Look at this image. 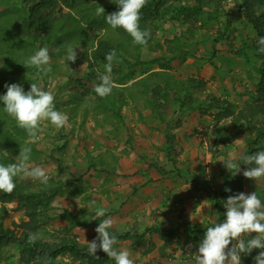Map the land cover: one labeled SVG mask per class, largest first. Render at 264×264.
Returning <instances> with one entry per match:
<instances>
[{
	"label": "trees",
	"instance_id": "16d2710c",
	"mask_svg": "<svg viewBox=\"0 0 264 264\" xmlns=\"http://www.w3.org/2000/svg\"><path fill=\"white\" fill-rule=\"evenodd\" d=\"M225 1L147 0L141 10L140 28L150 29L151 38L146 46H142L135 44L124 29H112L106 23L105 17L119 10L118 0H0V96L7 92L5 84H20L25 92L30 90L31 83L39 85V78L43 74H38L35 67L26 65V58L44 46L48 47L51 57L61 58L66 53L61 45L70 43L76 49L77 55L79 50L83 51L95 74L89 79L94 84L92 89H76L67 102L68 108L65 109L76 118L79 109L83 107L82 125L91 120L96 129H110V137L122 143L128 136L124 109L132 104L142 103L144 108L140 111L142 114L139 120L150 127L154 126L155 130L163 131L167 155L173 161L172 152L176 151L178 141L174 132L182 129L184 119L195 115L199 123H204L215 112V122L231 119L235 129H244L243 134L248 145L246 155L264 150V53L258 51V40L264 37V0H236L240 3L236 11L241 13V17L236 13L228 14L229 18L225 19L222 33L213 38L214 45L229 39V31L237 30L232 23V19L236 17L241 18L256 37L251 41L241 39L234 53L235 58H222L229 67V71L225 72L226 77L231 76L235 65L240 62L251 79L254 73L259 77L255 92L249 94V100L242 110L238 111L239 108L224 96L208 92V80L195 75L181 79L174 73L175 64L184 66L192 59L199 70L210 60L214 64L218 57L215 46L210 57L197 56V48L208 42V38L200 40L198 35L205 30H211L215 25L223 24ZM99 6L105 9V14L101 16L95 14ZM167 22L175 27L178 24L184 29L181 30V35L176 34L163 43L159 34H163ZM57 48H61V51L57 52ZM146 48L152 53L160 52L161 55L145 61L143 50ZM111 50H115L117 54L112 65L115 87L109 96L102 98L95 93L94 87L100 82L98 73L105 71L106 55ZM67 62L70 70L79 63ZM3 108L4 105L0 102V163H14L20 154L21 145L32 149L30 164L42 163L45 160V151L37 141L29 142L27 132L18 127L15 119L5 113ZM56 110L59 111L58 108ZM145 112L148 113L145 115ZM131 142L132 138L128 136L126 143ZM86 158L89 171L94 170L98 175L106 173L108 177L116 176L120 161L116 152L107 151L97 157L88 155ZM237 163L241 164L243 170L248 167L243 164V159ZM228 171L219 191L208 193L210 202L220 215L224 212L226 214L224 205L227 198L244 191V176L237 175V169ZM74 181L64 185L62 182L49 180L45 187L39 181L29 185L16 179V187L11 193L0 191V263L7 251L15 248L19 253V264H58L59 258L65 256L72 259L70 264H115L102 250L96 254L98 259L94 258L88 253V247L81 246L66 236L58 242L44 241L41 238L35 243L28 242L29 233L40 234L44 231L45 224L51 222L49 213L56 198L83 197L86 204L93 201L89 185L82 178ZM12 203H16V211L23 212L28 219H23L20 224L15 223L16 231L5 226L8 216L6 206ZM81 216L85 219L83 223H78L79 218L66 215L71 225L68 232L78 226L97 227L105 219L103 217L91 222L87 217L93 218L95 214L86 210ZM182 228L195 237L201 234L190 223H183L171 231L161 228L149 231H166L163 237L170 243L174 239L180 241ZM110 232L117 236L119 242L131 238L130 233L120 234L111 229ZM256 253L254 249L250 255Z\"/></svg>",
	"mask_w": 264,
	"mask_h": 264
},
{
	"label": "rangeland",
	"instance_id": "374dc122",
	"mask_svg": "<svg viewBox=\"0 0 264 264\" xmlns=\"http://www.w3.org/2000/svg\"><path fill=\"white\" fill-rule=\"evenodd\" d=\"M240 3L236 0H226L224 2V8L226 14L223 15V24L215 25L211 30H205L199 33L198 38L206 39L208 42L202 44L199 49L198 57H210V53L213 52L214 46L218 52V57L214 61V64L210 60L200 70L195 66V60L192 59L184 66L175 64V74L181 78L186 79L188 76H198L208 80L209 88L208 92L217 94V96H224L229 102L233 103L239 108L238 111L245 107V104L249 100V94L255 92V85L259 83V77L256 73L252 77L248 72L243 69L242 62L235 65V71H232L231 76H225V72L229 71V67L222 61L223 57L235 58V50L241 43V39L251 41L255 40V35L252 34L251 28L248 27L245 22H242L241 18L232 19L234 29L229 31V39H224L218 44L214 45L213 38L218 37L222 33V29L225 26V19L229 18L228 14L236 13L241 17V13L236 11ZM167 22L163 34H159L161 41H169L176 34L181 35V30L184 29L180 25H176ZM243 37H241V35ZM211 38V39H210ZM63 54L61 58L59 56L51 57L50 63L52 71L50 75H42L39 79V85L45 91H51L55 96V108L59 111L66 113L69 117L68 124L63 128L54 127L50 121H44L41 124L42 132L38 133L39 139L37 143L40 148L45 151V160L38 164V166L44 167L48 171L49 180L62 182L64 185H69L70 180L75 175H79L80 172L87 170V153L97 154L100 150L114 142L113 144H119L114 141L108 134L109 130L102 131L96 129L93 121L88 120L82 125V115L84 113L83 107L78 111V116L73 118L65 109L68 108L67 102L70 97L75 93L76 89H92L94 84L91 82L90 77H94L90 64L87 62L82 50H79L76 61L77 67L70 70V66L67 60L64 59ZM161 55L160 52L152 53L148 48L143 50V59L145 61H151ZM153 69H156L154 67ZM49 74V73H48ZM47 77V78H46ZM144 105L142 103L132 104L124 109V115L126 117V123L130 129L133 130L131 144L126 143L124 139L121 146V152H118L120 158L128 157L129 163L132 165V169H145L149 171L150 179L163 177V181H167L158 187V190L164 193L168 191L184 192L191 194L190 196L201 197L207 199V203L212 205L208 198L209 191L211 193L219 191L221 185L224 183V177L229 173L224 162L228 161L233 154L236 162H240L243 156L246 155L248 145L244 136V129H235L231 119H224L221 122H215L214 116H208L207 121L199 123L195 115L191 118L184 119V125L179 131L174 133L177 136L176 151L172 152L174 160H170L166 151V141L162 142L163 136L162 130H155L154 126H149L142 123L140 111L143 110ZM148 112H145V115ZM164 129V127H161ZM129 135V134H128ZM163 139V138H162ZM239 140L237 143H235ZM164 144V145H162ZM69 145V149L65 150V146ZM75 150L76 153L73 152ZM109 151V150H106ZM106 151L104 153H106ZM128 151V152H127ZM65 152L64 154H61ZM102 153V154H104ZM133 155L132 157H129ZM127 155V156H126ZM80 157V160H75ZM76 163H79L76 165ZM64 164V165H62ZM70 168H64L62 166L69 165ZM32 166H37L30 164ZM143 167V168H142ZM241 171L237 175L243 176V167L240 166ZM65 170H68L65 171ZM72 170V171H70ZM122 170V169H121ZM125 172H131V168H126ZM96 171L90 174L86 171L85 174L89 178H94L98 173ZM225 173V174H224ZM84 174V175H85ZM102 175V174H101ZM124 174H117L114 177H119ZM27 182L29 185L36 183L31 179H20ZM192 181L191 183H189ZM75 181H72V183ZM90 183V182H89ZM98 183H101L98 181ZM109 183V181L107 182ZM176 186V187H175ZM104 191L109 192V188H101ZM244 193L257 192L258 197L264 202V178L258 183L255 180L247 179L244 177ZM91 193V191H89ZM96 192L92 191V195ZM101 194L103 192L101 191ZM200 195V196H199ZM188 195L186 201L181 205L191 200V208L194 207V200ZM54 202V201H53ZM198 202V200H197ZM91 202L88 203L90 205ZM200 203V202H199ZM53 204V203H52ZM180 203L173 201L171 206L174 209L179 210ZM8 216L5 220L6 228L15 230V223L20 224L23 220L24 213L21 211L16 212V203L8 204ZM140 206H138L139 208ZM52 208V206H51ZM93 205L87 211L91 210ZM186 210V208H184ZM216 209V208H215ZM15 211V212H14ZM9 212H13L12 214ZM51 212V210H50ZM62 212V214H60ZM59 215H65V211L61 210ZM55 214V213H54ZM225 214V212L223 213ZM52 213H49L51 222L54 219ZM25 217V216H24ZM53 217V218H52ZM62 217V216H60ZM226 217V214H225ZM88 220L93 222L91 217H87ZM25 220L28 221L27 218ZM48 222L44 226V231L40 232V238L44 241L58 242L63 237L74 239L77 243L76 235L66 231L54 229V225ZM58 224L57 226H59ZM96 227V226H94ZM51 229L54 231L51 232ZM61 229V227H60ZM16 231V230H15ZM254 235V234H253ZM97 236V235H96ZM79 244V243H78ZM81 245V244H80ZM83 246V245H81ZM67 259L68 261L64 260ZM72 259L70 256L59 258L58 264H70ZM0 264H19V253L14 249H10L4 255V259Z\"/></svg>",
	"mask_w": 264,
	"mask_h": 264
},
{
	"label": "clouds",
	"instance_id": "9594fccd",
	"mask_svg": "<svg viewBox=\"0 0 264 264\" xmlns=\"http://www.w3.org/2000/svg\"><path fill=\"white\" fill-rule=\"evenodd\" d=\"M146 3L147 0H118L119 10L108 14L105 17L106 23L112 29H124L135 44L146 46L151 38V30L140 28L141 10ZM95 14L101 16L105 14V9L99 6ZM258 46V51L264 53V37L259 38ZM61 48L66 52L64 59L75 63L76 49L70 43L61 45ZM61 48H57L56 51L60 52ZM116 59V51L111 50L106 55L105 71L98 73L100 82L95 85L94 91L102 98L109 96L115 87L112 65ZM50 60L49 49L44 46L26 58L24 63L29 67H35L38 74L46 76L52 71ZM5 88L6 94L0 96V102L4 105L3 110L15 119L18 127L27 132L29 142L35 143L39 139L38 133L43 131L41 124L44 121H50L58 129L68 124V115L56 110L55 96L51 91L43 90L37 83H31L27 92L17 83L5 84ZM31 152L30 147L21 145L20 154L14 163L7 165L0 163V191L11 193L16 187V179L38 180L43 186H48V171L44 167L30 165ZM229 156L225 166L229 170L237 169L239 173L241 164L236 162L233 154L230 153ZM243 164L248 166L243 170L245 178L255 180L257 183L264 178V150L243 156ZM94 204L95 201H92L89 207ZM224 207L226 220L207 228L195 255L196 264H241V254L250 255L254 249H261L255 257V264H264V202L258 197L257 192L230 195ZM106 212V208L98 207L95 215L104 217ZM113 226L112 217L105 218L99 223L95 229L97 237L87 242L88 253L98 259L96 254L102 250L115 261V264H134L131 252L127 248L116 247L119 241L117 236L110 232ZM39 238V234L29 233L28 242L35 243ZM187 247L191 249L192 245L189 244Z\"/></svg>",
	"mask_w": 264,
	"mask_h": 264
},
{
	"label": "crops",
	"instance_id": "0c3cea01",
	"mask_svg": "<svg viewBox=\"0 0 264 264\" xmlns=\"http://www.w3.org/2000/svg\"><path fill=\"white\" fill-rule=\"evenodd\" d=\"M128 134L131 138L134 135L133 130L130 129L129 126ZM162 138V142H165L166 139L164 134ZM113 143L114 142L108 144V146L100 150L97 154L87 153L86 156L90 155L97 157L106 150L114 151L119 155L118 152L122 150L119 145L123 143ZM68 149L69 145L65 146L64 151ZM73 152L77 154L75 150H73ZM64 153L65 152L61 154ZM77 155H79V153ZM132 156L133 155L130 154L129 157ZM75 160H80V157H77ZM78 164L79 163H76V165ZM118 164L119 169L117 174H124L122 176L108 177L106 173H103L102 175L97 174L94 178H89L87 176L88 174H85L86 171L90 175L93 174L94 170L89 171V165H87V170L80 172L79 175H75L73 179L69 181L71 183L74 179L82 178L83 182L89 185L91 194L92 191L96 192L91 198V201H95L91 209L93 210V214H95L96 208L98 207L106 208L107 212L104 217H112L114 219V226L111 230L120 234H131L130 239L120 241L116 247L127 248L131 252V258L134 260V264H196L195 255L198 252L199 244L203 240L207 228L214 226L216 223L224 222L226 220L225 214L220 215L215 207L207 203V199L204 196L199 200L198 197L190 196V192L187 193V191L178 192L170 190L171 193H168V191H164V193L162 191L160 192L158 187L162 184L165 185L167 181H163V177L153 180L150 179L149 171L147 172L145 169H138V167H136V169L133 170L128 157L123 159L120 158ZM62 167L71 169L70 164ZM129 167L131 168V172H125V169ZM65 171L68 172V170ZM98 181L101 183H98ZM108 181L109 183H107ZM191 182L192 181L189 183ZM107 187L109 188V192L101 189ZM101 191L103 194H101ZM188 195L194 200V207L192 208L191 200H188L183 206L181 205L186 201ZM173 201H178L180 203L179 210L171 206ZM89 206L88 203L86 204L83 202V197L56 198L50 212L53 214L52 216H54L51 222L54 225L53 228L68 231L71 225L66 215L69 214L72 215V217L79 218L78 223H83L85 219L82 218L81 214L84 210L87 211ZM138 206L140 207L138 208ZM184 208H186V210ZM61 210L66 212L65 216L59 215ZM9 213L12 214L13 212ZM20 218L25 219L24 215ZM101 218L103 217H97L95 215L92 220ZM183 223L194 225L201 231V234L195 237V235L185 228H182L180 230V241L174 239L170 243H167L163 237L166 235V231L161 233H151L152 231H149L155 228L171 231ZM58 224L60 225L57 226ZM96 228L94 226L88 228L78 226L75 227L71 233L76 235L79 244L88 247L87 242H91L95 239L96 235H98L95 231ZM51 232L53 233L54 231L51 229ZM189 244L192 245L191 249L187 247ZM229 247H231V245ZM260 251L261 249H256L257 253L255 255L252 254V256L241 254V264H255V257ZM64 260L68 261L67 259Z\"/></svg>",
	"mask_w": 264,
	"mask_h": 264
}]
</instances>
